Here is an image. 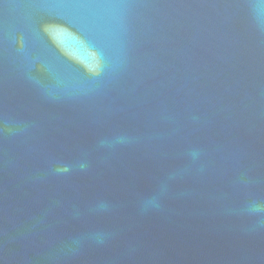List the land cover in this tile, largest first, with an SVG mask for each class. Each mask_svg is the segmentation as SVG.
Masks as SVG:
<instances>
[{"label":"water","instance_id":"1","mask_svg":"<svg viewBox=\"0 0 264 264\" xmlns=\"http://www.w3.org/2000/svg\"><path fill=\"white\" fill-rule=\"evenodd\" d=\"M0 264H264V0H0Z\"/></svg>","mask_w":264,"mask_h":264}]
</instances>
